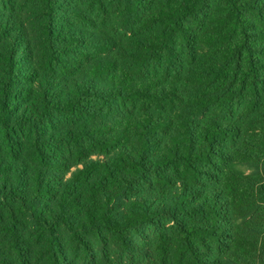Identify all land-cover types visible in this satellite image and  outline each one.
<instances>
[{
  "label": "trees",
  "instance_id": "obj_1",
  "mask_svg": "<svg viewBox=\"0 0 264 264\" xmlns=\"http://www.w3.org/2000/svg\"><path fill=\"white\" fill-rule=\"evenodd\" d=\"M0 264H264V0H0Z\"/></svg>",
  "mask_w": 264,
  "mask_h": 264
}]
</instances>
